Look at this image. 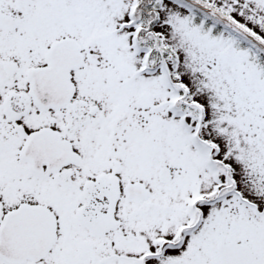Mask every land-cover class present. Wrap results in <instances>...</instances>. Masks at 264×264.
<instances>
[{
	"label": "snow or ice",
	"instance_id": "1",
	"mask_svg": "<svg viewBox=\"0 0 264 264\" xmlns=\"http://www.w3.org/2000/svg\"><path fill=\"white\" fill-rule=\"evenodd\" d=\"M0 264H264V0H0Z\"/></svg>",
	"mask_w": 264,
	"mask_h": 264
}]
</instances>
